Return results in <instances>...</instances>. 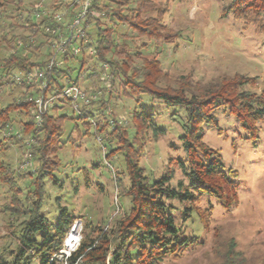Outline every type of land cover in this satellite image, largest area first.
Here are the masks:
<instances>
[{"label": "trees", "instance_id": "obj_1", "mask_svg": "<svg viewBox=\"0 0 264 264\" xmlns=\"http://www.w3.org/2000/svg\"><path fill=\"white\" fill-rule=\"evenodd\" d=\"M7 4H13V0H0V9ZM15 6L19 11V3ZM78 6L76 0H48V4L37 8V14H28L25 25L9 24V30L3 31L0 24V152L11 147L19 150L27 147L30 157L37 163L23 189L19 165L14 168L0 158V187L8 198L2 213L8 216L11 239L0 254V264H166L169 257L179 258L198 240L184 235L174 212L179 211L183 224L197 217L203 230L208 232L212 209L199 206L202 198L214 199L224 211H230L238 204L237 173L226 168L219 152L203 142V125H215L213 112L225 108L247 132L249 137L246 139L254 143L258 125L264 122V91L247 90L255 79L242 75L223 77L209 85L191 83L185 77H180L174 85L169 84L168 74L162 71L159 61L145 58L141 53L150 42L161 40L171 44L180 38V32L162 25L167 9L158 0H136L133 5L129 0H92L82 22L85 38L69 39V24ZM224 13L232 14L243 24H254L250 18L264 14V0H232ZM57 16H61L60 21ZM63 19L69 24L64 26ZM102 20L110 22L105 25ZM112 22L113 26L109 27ZM14 28L32 29L33 36L43 42L36 45L29 35H15ZM62 30H66L63 36L67 38L64 51L53 54L38 51L47 42L60 39ZM126 33L134 34V37ZM133 38L143 39V43L138 46ZM118 40L123 42L118 43ZM127 40L129 45L125 43ZM130 45L136 51L134 56L129 52ZM75 47L80 48L78 54L74 53ZM74 59L81 70L88 60H95L93 66L99 71L87 79L94 78L97 85L92 83L80 88L81 71L74 81L71 80L67 63ZM38 72L45 73V89L40 85L42 79L25 81L29 74L36 76ZM17 77L23 81L17 82ZM68 85L79 87L89 97L95 96L93 99L98 100L103 94L99 100L104 104L94 107L95 101L91 99L90 108L79 104L78 110L74 111L72 101L61 97ZM115 85L124 97L145 95L168 107L179 106L186 111V129L180 137L185 160L169 159L166 170L157 180H150L145 175L140 159L147 131L153 129V138L164 131L156 129L153 112L139 106V101L129 118L132 136L128 133V125L118 121L113 113L106 117ZM2 93L6 94V101ZM50 96L55 98V104L41 115V123H38L35 100ZM65 108L72 109L71 117L59 113ZM68 120L74 124L63 142ZM77 121L83 136L92 131L108 145L105 159L114 154L123 158L124 167L120 171L113 170L115 197L128 200L130 206L123 210L120 204L122 213L106 226L79 218L83 224L79 245L68 258L59 260L64 240L78 217L67 207L59 206L57 220L51 224L41 214V209L46 183L59 185L55 176L61 167L58 153L66 142L72 141L74 133L80 132ZM11 133L29 136L31 143L23 145L22 139ZM175 169H179L182 177L176 186H172ZM174 201L181 205L180 210L173 205ZM235 247L233 240L221 248L213 247L212 264H245L243 254Z\"/></svg>", "mask_w": 264, "mask_h": 264}, {"label": "rangeland", "instance_id": "obj_2", "mask_svg": "<svg viewBox=\"0 0 264 264\" xmlns=\"http://www.w3.org/2000/svg\"><path fill=\"white\" fill-rule=\"evenodd\" d=\"M129 1L133 5L136 0ZM158 1L167 9L162 18V25L174 32H180V38L171 44L161 40L150 42L146 50H141V53L145 58H156L159 61L162 71L168 74L169 84L174 85L180 77H185L191 83L209 85L223 77L242 75L255 79L252 85L246 87L247 90L256 93L264 91V14L250 18L254 20V24H243L235 20L232 14L224 13L232 0ZM18 3L19 11L15 6ZM44 4H48V0H13V4L5 5L0 9V24L3 26V31L9 30V24L23 25L28 14H37V8ZM81 13L82 7L78 6L74 13L75 18ZM102 21L107 25L109 20ZM62 22L64 26L69 24L68 20L63 19ZM113 24V22L109 23V27ZM66 30H62L60 39L47 42L38 51L53 54L55 51L65 50L63 45L67 38L63 35ZM33 32L32 29L31 31L22 28L13 29L15 35L31 36L30 40L36 45L43 42L37 36H33ZM121 32L123 33L124 30L121 29ZM133 39L137 40L138 46L143 43V39ZM121 42L123 40H118V43ZM125 43L130 44L129 40ZM129 52L132 56L136 54L131 45ZM110 57L109 54L108 58ZM135 61L138 63L137 60ZM93 64L95 60H88L81 70L77 59L67 63L68 68L71 69L72 81L81 71L83 78L80 79L79 86L82 89L92 83L97 85L94 78L87 79L93 72L99 71V68ZM2 95L3 100L6 101V94L2 93ZM100 96L98 100L92 98L95 101L94 107L104 104L100 102ZM136 101H139V106L153 112L156 129L164 131L157 138L152 137L153 129L147 131L146 143L140 159V166L144 169L145 175L150 180H157L166 170L169 159L185 160L180 137L185 133L187 114L182 107H168L145 95L139 98L124 97L115 85L105 115L110 117L113 113L118 121L128 125L130 136L133 129L129 118L137 105ZM91 104L89 103L86 108H90ZM59 113L71 117L72 109L65 108ZM213 116L215 125L202 127L203 142L219 152L226 168L237 173L238 204L230 211H224L214 199L202 198L199 206L212 209L208 232L203 230L197 217L194 216L183 224L179 211L174 212L176 223L183 228L184 235L197 237L198 240L197 244L187 249L182 256L177 259L169 257L165 263L212 264L213 247L221 248V245L233 240L236 244L235 250L243 254L245 264H264V122L259 123L258 136L253 143L251 139H246L249 135L240 128L236 119L228 114L227 109L219 108L213 112ZM73 124L70 120L65 122L63 142L69 137ZM77 124L80 132L74 133L72 141L66 142L58 153L61 167L55 176L59 185L46 183V195L41 209V214L51 224L57 220L59 206L67 207L78 217L74 222L78 229V241L70 251V255L76 251L81 240L83 224L79 218L82 217L83 221L90 219L106 226L122 213L120 210L122 208L118 207L120 204L123 205V210L130 206L128 200L121 201L115 197L113 170L120 171L124 167L123 158L114 154L111 158L105 159L108 145L101 141L100 136L95 137L92 131L83 136L79 121ZM15 131L17 132V129ZM11 134L16 135L17 139L21 138L23 145L31 143L29 136H22L20 133ZM26 148L19 150L11 147L7 151L0 152L3 161L14 168L19 165L17 168L19 181L23 189L31 179L29 173L36 169L37 164ZM181 177L179 169H175L171 185L176 186ZM122 179L127 183L125 176ZM7 201L5 191L0 187V254L11 242L7 228L8 216L2 213ZM173 205L179 210L182 208L176 201ZM74 224L71 229L74 228Z\"/></svg>", "mask_w": 264, "mask_h": 264}, {"label": "built area", "instance_id": "obj_3", "mask_svg": "<svg viewBox=\"0 0 264 264\" xmlns=\"http://www.w3.org/2000/svg\"><path fill=\"white\" fill-rule=\"evenodd\" d=\"M91 1L92 0H76V4H78L79 6L82 7V13L80 14V16L78 18H75L72 20V22L69 24V29H70V38L72 39H76V40H82L85 38V31L82 28V22L85 20V15L87 14L88 8L91 5ZM57 20L60 21L61 20V16H57ZM66 41H64L65 44ZM80 48L79 47H75L74 49V53L78 54L79 53ZM64 51V50H63ZM52 64V63H51ZM51 64L49 66H51ZM42 79L41 82V88L45 89L46 88V83H45V73L44 72H38L37 75L35 76L32 74H29L25 81L27 82H36L38 80ZM17 82L23 81L20 78H16ZM62 98L65 99H70L72 101V109L74 111H77L79 108V104H83L85 106L89 105V101L94 97H89L85 91H83L82 89H80L79 87L75 86V85H68L67 87H65L63 89V92L61 94ZM55 104V98L53 96H50L47 99H43L42 97H39L35 100V106H36V110H37V116H36V120L38 123H41V115L48 109L51 108L52 106H54ZM76 227H74L73 229L70 230V234L74 232V229ZM73 230V232H72ZM69 234V235H70ZM67 241V239H66ZM78 241V240H77ZM77 243V242H76ZM65 247L64 250H61L59 252L58 255V259L59 260H65L66 258L69 257L70 255V251L73 249L70 247H67L66 243H64ZM75 247V246H74Z\"/></svg>", "mask_w": 264, "mask_h": 264}, {"label": "bare ground", "instance_id": "obj_4", "mask_svg": "<svg viewBox=\"0 0 264 264\" xmlns=\"http://www.w3.org/2000/svg\"><path fill=\"white\" fill-rule=\"evenodd\" d=\"M77 240H78V229L75 228L74 232L71 233L67 238V241H66L67 247H70V248L74 247L76 245Z\"/></svg>", "mask_w": 264, "mask_h": 264}, {"label": "water", "instance_id": "obj_5", "mask_svg": "<svg viewBox=\"0 0 264 264\" xmlns=\"http://www.w3.org/2000/svg\"><path fill=\"white\" fill-rule=\"evenodd\" d=\"M76 226V224H74V226L73 227H75ZM72 232H73V230H72Z\"/></svg>", "mask_w": 264, "mask_h": 264}]
</instances>
